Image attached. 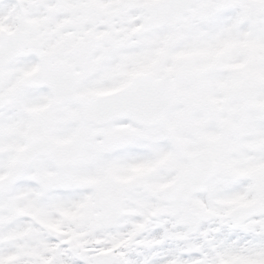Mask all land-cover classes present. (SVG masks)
Returning <instances> with one entry per match:
<instances>
[{
	"label": "snow or ice",
	"instance_id": "6c2138e0",
	"mask_svg": "<svg viewBox=\"0 0 264 264\" xmlns=\"http://www.w3.org/2000/svg\"><path fill=\"white\" fill-rule=\"evenodd\" d=\"M0 264H264V0H0Z\"/></svg>",
	"mask_w": 264,
	"mask_h": 264
}]
</instances>
